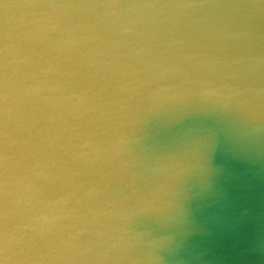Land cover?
<instances>
[{"label": "water", "instance_id": "obj_1", "mask_svg": "<svg viewBox=\"0 0 264 264\" xmlns=\"http://www.w3.org/2000/svg\"><path fill=\"white\" fill-rule=\"evenodd\" d=\"M0 264H264V0H0Z\"/></svg>", "mask_w": 264, "mask_h": 264}]
</instances>
